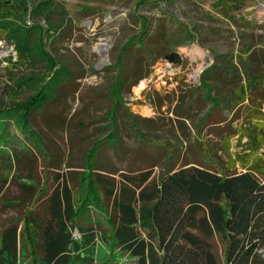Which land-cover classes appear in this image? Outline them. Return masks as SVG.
I'll use <instances>...</instances> for the list:
<instances>
[{"label":"trees","instance_id":"obj_1","mask_svg":"<svg viewBox=\"0 0 264 264\" xmlns=\"http://www.w3.org/2000/svg\"><path fill=\"white\" fill-rule=\"evenodd\" d=\"M134 18L139 29L120 47L107 91L112 103L101 116L108 134L85 150L82 171L68 163L72 168L62 172L48 159L54 184H39L31 149H0V166L12 170L0 177V211H18L0 222V264H264L263 35L256 39L253 21L236 20L247 30L239 49L211 52L213 61L196 84L181 87L173 108L177 142L155 143L138 116L124 110L125 91L159 58L183 64L177 48L198 40L200 31L173 15L156 28L144 14ZM67 20L63 0H0V37L16 50L7 57L15 70L9 94L27 92L14 104L28 130L32 112L58 98L56 90L75 72L49 49ZM6 111L0 105L1 119ZM122 116L143 145L135 154L157 159L151 165L122 171L103 155L105 144L120 146ZM236 135L239 142L247 137L242 152L231 150ZM9 183L17 188L12 195Z\"/></svg>","mask_w":264,"mask_h":264},{"label":"rangeland","instance_id":"obj_2","mask_svg":"<svg viewBox=\"0 0 264 264\" xmlns=\"http://www.w3.org/2000/svg\"><path fill=\"white\" fill-rule=\"evenodd\" d=\"M63 1L72 20H67L61 27L60 36L49 43V49L75 72L71 73L69 83L56 90L58 98L47 103L43 111L32 112L34 130L23 127L22 110L14 104L22 100L27 92H23L18 99L9 94L10 74L15 70L7 65V57L16 56V50L14 43L0 37V105L8 108L1 115L3 119L0 118V149H31L37 158L39 184L46 179L54 184L52 170L45 167L48 159L53 166L58 164L62 172L72 168L68 163L82 171L77 165L82 162L85 150L94 139L107 136L108 131L102 133V125L107 120H102L101 116L112 103L107 91L120 47L139 29L135 12L148 16L154 28L162 19L173 15L186 24L197 25L200 31L198 40L177 48L184 59L183 64L159 58L151 65L152 70L147 77L125 91L124 110L130 109L138 116L140 127L150 134L151 141L155 143L172 138V132L179 129L173 108L181 97V87L198 82L204 66L213 61L211 52L239 49L243 42L241 32L247 30L238 27L236 20L242 17L253 21L256 39H260V35L264 38V0H159L139 6L136 5L139 0ZM169 23L173 24L171 20ZM259 102L264 112V102L261 99ZM118 126L120 146L117 148L116 143L110 142L103 147V155L115 162L117 168L122 171L136 170L157 160L135 154V149L143 145L127 116L120 118ZM212 137L216 139L214 134ZM238 139V135L232 138L231 150L242 152V144L247 137L240 142ZM172 140L177 142L175 138ZM160 172L161 164L153 167L152 176L157 178ZM11 173L8 165L0 166V177L10 176ZM5 191L8 195L16 193V185L9 183ZM82 192V196H86V188ZM8 211H0V222L8 214L18 213L15 209Z\"/></svg>","mask_w":264,"mask_h":264},{"label":"water","instance_id":"obj_3","mask_svg":"<svg viewBox=\"0 0 264 264\" xmlns=\"http://www.w3.org/2000/svg\"><path fill=\"white\" fill-rule=\"evenodd\" d=\"M209 64H210V63H209ZM209 64L205 65L204 68H205L206 66H208Z\"/></svg>","mask_w":264,"mask_h":264}]
</instances>
